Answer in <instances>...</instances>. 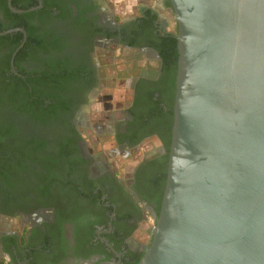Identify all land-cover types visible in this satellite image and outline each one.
Wrapping results in <instances>:
<instances>
[{
  "label": "flooded vegetation",
  "instance_id": "obj_1",
  "mask_svg": "<svg viewBox=\"0 0 264 264\" xmlns=\"http://www.w3.org/2000/svg\"><path fill=\"white\" fill-rule=\"evenodd\" d=\"M6 1L0 29L14 31L0 48V92L7 93L14 74L27 79L31 73L35 92H55L63 102L52 107V122L0 104V130L15 136L10 144L0 141V264H135L153 240L163 174L167 182L176 91L173 102L174 74L165 68L161 49L170 35L177 38L178 24L161 11L175 16L172 4L144 0L137 15L122 17L105 9L104 0H22L19 7L35 3V15L27 19L23 13L30 9ZM25 22L37 44L33 54L18 56L28 33L26 38L15 29L26 30ZM20 33L23 41L13 51ZM55 67L64 70L61 88L57 81L49 86L51 78L41 81ZM100 95L111 98L109 109ZM98 103L102 111L94 114ZM91 137L100 144L107 139L109 146L92 148L86 141ZM30 141L42 143L43 156L58 154L61 144L68 148L69 156L51 171L58 180L46 189L37 176L44 172L39 162L11 171L12 146ZM149 222V241L133 244Z\"/></svg>",
  "mask_w": 264,
  "mask_h": 264
},
{
  "label": "water",
  "instance_id": "obj_2",
  "mask_svg": "<svg viewBox=\"0 0 264 264\" xmlns=\"http://www.w3.org/2000/svg\"><path fill=\"white\" fill-rule=\"evenodd\" d=\"M170 2L179 52L172 143L140 264H264V0Z\"/></svg>",
  "mask_w": 264,
  "mask_h": 264
},
{
  "label": "trees",
  "instance_id": "obj_3",
  "mask_svg": "<svg viewBox=\"0 0 264 264\" xmlns=\"http://www.w3.org/2000/svg\"><path fill=\"white\" fill-rule=\"evenodd\" d=\"M22 0H17L14 1V5L16 8L19 9H24V10H29L30 7L34 6L35 3H26L22 7H19L18 4ZM2 4V5H1ZM171 4V3H170ZM0 6L1 7H6V9H9L7 7V1L6 0H0ZM35 15V11H27L23 13V17H26L27 19L30 17H33ZM22 27H24L28 33V39L26 41L25 46L20 50L19 55H22V53H27L33 54V49L36 48L37 44V39L34 36L32 30L30 29V26L28 25V22H25V24L22 23ZM8 30L7 27L0 29V32ZM12 35H6V36H1L0 37V48L3 44L4 41L9 40V38ZM8 38V39H7ZM23 34L20 33L15 36V42L13 45V51L14 49H17L16 47H19V45L23 41ZM163 49H161V54L163 57L164 65L165 68H168L170 73H173V78L170 80V88L172 89V95H171V100L174 102L175 101V91H176V79L177 78V72H178V59H179V52H178V39L174 35H170L169 39L167 41V46L164 44ZM13 51L9 53V59H11L13 55ZM35 54V53H34ZM34 59V56L32 57ZM8 66L10 68V61L8 62ZM4 69V68H3ZM2 69V71H4ZM21 74V70H19ZM64 73V70L60 68H53V69H48L44 72L41 81L43 85L45 84L47 78H51V80L48 81V85L51 86L53 83L57 81L56 87L61 88L62 87V82L63 79L65 78L62 77L60 78V75ZM24 75V74H23ZM36 74H31L27 73V79L20 78L19 76L14 74L15 79L12 84L6 86L7 93L5 92H0V104L7 105L10 109L21 112L25 116L30 117V119H34L36 121H41V122H52L53 121V116L55 113V110L52 107L59 106L62 104V100L58 98L57 94L55 92L51 94H46V93H38L35 92L34 88L36 87V80L34 79V76ZM53 77V78H52ZM57 77V79H55ZM67 78V77H66ZM41 83V84H42ZM48 101L50 103H48ZM174 107V105L172 106ZM169 126H172V123H170ZM15 136L12 131L8 129H1L0 130V141L1 142H8L12 141ZM7 144V145H8ZM6 145V146H7ZM42 143L38 144L35 141H30L27 143L26 146L21 148L20 146H12V151H13V157L16 159L15 164H12L11 171L13 173L17 172L18 170L21 169H26V166L28 164H31L32 162H39V165L44 168L42 171L43 173H40L37 175L40 177L42 180L46 181L45 184L46 186L43 187V189H46L50 187V180L56 181L58 178L54 176L51 171L52 169H55V166L63 161L64 158L69 156V151L67 146L65 144H61V147L59 149L58 154L53 155L52 157L49 155L43 156L41 155L40 152H42ZM5 151V150H4ZM53 175V176H52ZM164 179L163 177H160V184L162 186V192L165 189V176ZM41 180V181H42ZM146 252L139 254L138 261L135 264H140L142 258Z\"/></svg>",
  "mask_w": 264,
  "mask_h": 264
},
{
  "label": "rangeland",
  "instance_id": "obj_4",
  "mask_svg": "<svg viewBox=\"0 0 264 264\" xmlns=\"http://www.w3.org/2000/svg\"><path fill=\"white\" fill-rule=\"evenodd\" d=\"M141 1H143V0H141ZM132 2H133V0H104L103 6L105 9H108L113 14L120 15L122 17H127L130 15H137L140 11V8L139 9L138 8H134V9L128 8L132 5ZM161 13L164 14L166 17H168V19L170 21H172L173 23L175 22L176 18L173 14H169L168 11L167 12L161 11ZM102 95H100V99L102 100V102H104L106 109H109L108 106L111 103V98L108 96L102 97ZM115 95H118L117 91L115 92ZM101 104L102 103H98V104L94 105L93 111L96 112L94 114H99V112H97V111H100V110L102 111ZM101 117H102V115H99L97 118L99 119ZM86 141H87L88 146H90L92 148H95L94 146H96L98 149L107 148L109 146V143H110L107 139H103V140H101V141H103L102 144H100L98 142V139H95V137H93V138L91 137L89 139H86ZM150 149H152L151 145L148 146L146 151H151ZM151 232H152V224L150 222L148 224L142 225L141 230L138 231L135 235L136 237L133 238V244L145 245L144 243H147L150 239Z\"/></svg>",
  "mask_w": 264,
  "mask_h": 264
},
{
  "label": "crops",
  "instance_id": "obj_5",
  "mask_svg": "<svg viewBox=\"0 0 264 264\" xmlns=\"http://www.w3.org/2000/svg\"><path fill=\"white\" fill-rule=\"evenodd\" d=\"M143 1H141V0H133L132 5L130 7H128V8L129 9L139 8L142 5V3H145V1L144 2ZM147 2L149 4H155L156 0H147Z\"/></svg>",
  "mask_w": 264,
  "mask_h": 264
}]
</instances>
